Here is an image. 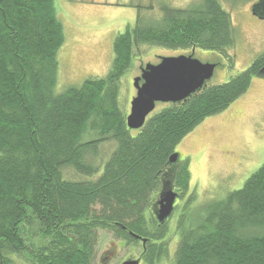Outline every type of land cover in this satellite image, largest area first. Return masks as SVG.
Wrapping results in <instances>:
<instances>
[{
  "label": "trees",
  "instance_id": "1",
  "mask_svg": "<svg viewBox=\"0 0 264 264\" xmlns=\"http://www.w3.org/2000/svg\"><path fill=\"white\" fill-rule=\"evenodd\" d=\"M159 9L160 19L137 16L117 34L105 77L56 93L65 37L54 0H0V264H91L98 230L140 244V264H160L166 255V227L178 206L158 223L151 205L163 182L180 201L190 181L188 160L170 164L169 156L205 118L264 78V50L227 81L165 104L129 129L120 79L139 45L215 51L233 67V24L220 0L186 8L161 1ZM107 141L116 147L95 179L62 178L65 166L97 173L86 155ZM193 199L183 202L171 264H264V162L225 197L191 208Z\"/></svg>",
  "mask_w": 264,
  "mask_h": 264
},
{
  "label": "rangeland",
  "instance_id": "2",
  "mask_svg": "<svg viewBox=\"0 0 264 264\" xmlns=\"http://www.w3.org/2000/svg\"><path fill=\"white\" fill-rule=\"evenodd\" d=\"M186 8L198 0H54L56 14L62 23L64 43L57 52V84L55 92L78 87L90 77H105L111 67L113 41L126 26L132 27L137 16L145 21L160 19V3ZM259 0H220L229 13L235 44L227 52L233 57V67L219 52L196 48L194 55L202 62L218 64L206 86L227 81L244 70L264 50V18L253 13ZM150 6L152 8H150ZM191 49L171 50L158 46L139 45L132 67L120 79V99L125 114L135 95L133 80L140 74L139 66L156 63L161 56L188 54ZM165 104L157 103L153 112ZM116 143L106 142L98 147V154L88 153L86 160L98 166L87 176L72 166L60 169L68 180H93L102 171ZM180 160L189 162L190 181L186 197L194 195L191 208L209 200L221 199L240 188L244 181L264 162V78H254L248 90L224 111L205 118L176 146ZM108 155V156H107ZM107 157V158H106ZM106 158V159H105ZM105 159V160H104ZM178 200L166 227L167 253L160 264H171L177 242L176 223L183 202ZM95 256L91 264H120L140 252V244L126 245L111 232L98 230ZM109 252V254H107ZM107 257L105 262L104 257ZM104 262V263H103ZM17 264H20L17 261Z\"/></svg>",
  "mask_w": 264,
  "mask_h": 264
},
{
  "label": "water",
  "instance_id": "3",
  "mask_svg": "<svg viewBox=\"0 0 264 264\" xmlns=\"http://www.w3.org/2000/svg\"><path fill=\"white\" fill-rule=\"evenodd\" d=\"M252 10L254 14L264 18V0L254 4ZM194 50L191 48L188 54L161 56L156 63L149 62L145 66H139L140 74L133 80L135 95L130 100L125 116L127 128H141L157 103L163 105L182 102L206 86V81L212 77L218 64L200 61L195 57ZM260 74L264 76V66ZM180 161L178 152L169 156L170 164ZM179 195L169 180L163 182L151 205V211L158 223H163L170 216ZM131 234L142 245L145 244L146 238ZM120 264H140V258H128Z\"/></svg>",
  "mask_w": 264,
  "mask_h": 264
},
{
  "label": "flooded vegetation",
  "instance_id": "4",
  "mask_svg": "<svg viewBox=\"0 0 264 264\" xmlns=\"http://www.w3.org/2000/svg\"><path fill=\"white\" fill-rule=\"evenodd\" d=\"M118 241H120V240H118ZM120 242H121V241H120ZM107 254H109V252H108ZM139 254H140V252L138 253V255H135V254H134L131 258H133V259H135V258H140V257H139ZM107 257H108V256L104 257V259H103L104 262H105V260L107 259ZM104 262H103V263H104ZM140 263H141V260H140Z\"/></svg>",
  "mask_w": 264,
  "mask_h": 264
}]
</instances>
